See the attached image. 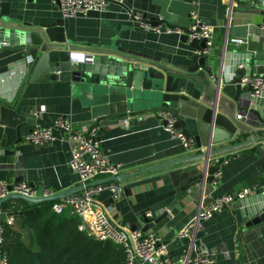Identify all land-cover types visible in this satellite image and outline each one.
<instances>
[{"label": "crops", "instance_id": "1", "mask_svg": "<svg viewBox=\"0 0 264 264\" xmlns=\"http://www.w3.org/2000/svg\"><path fill=\"white\" fill-rule=\"evenodd\" d=\"M125 2L130 7L113 3L103 13L90 12L70 18L72 39L85 48L116 44L131 51L168 60L170 66L190 65L195 49L182 35L148 32L129 20V8L141 10L149 18L159 17L161 8L157 3L153 0ZM227 3V0H200L196 3L200 19L216 27L214 55H220L225 46L227 21L224 9ZM12 15L25 22L41 20L46 15L52 20L63 17L57 0H12ZM12 60L0 54V100L18 101L20 106L32 108L34 112L44 108L41 118L48 123L55 116L63 115L70 117L77 127L96 125L81 95L72 91L70 82H27L21 73L9 70ZM199 72H204V68H200ZM249 98V106L235 111L241 121L252 129L243 132L240 140L264 135V125L250 113L254 106L262 110L264 118V99ZM153 116L145 115V120L134 116L130 120V127L125 126V119L98 124L97 137L103 151L112 161L123 163V173L131 174L199 154L200 151L185 149L182 142L172 137ZM33 128L27 126L22 140L12 146L6 145L5 135L0 140V179L21 178L20 181L30 182L37 189L43 187L57 193L81 186L79 174L70 165V144L63 138L62 132L55 130L56 139L53 142L38 145L24 140ZM230 142L215 147L227 146ZM253 145L222 154L229 162L221 166L220 178L206 184L203 199L205 206L216 197L230 192L249 187L264 188V141L255 143V149ZM174 169L167 167L137 174L121 182V198L115 199L110 192L105 191L97 199L114 223L128 229L133 228L130 224L134 223L141 230L144 226L142 216L147 215L154 222L166 214L149 230L163 235L173 264H185L193 248V254L201 249L214 252L216 264H264V222L248 227L249 223L236 202L223 208L211 219L201 222L194 247L190 248L191 239L179 237L181 228L197 213L203 191L201 183L185 189L187 181L180 182L172 178Z\"/></svg>", "mask_w": 264, "mask_h": 264}, {"label": "water", "instance_id": "2", "mask_svg": "<svg viewBox=\"0 0 264 264\" xmlns=\"http://www.w3.org/2000/svg\"><path fill=\"white\" fill-rule=\"evenodd\" d=\"M198 1L153 0L161 8L159 13L164 21L180 25L187 31L191 25V11L197 9ZM227 1L224 13L229 41L225 48L220 55L194 52L188 66H170L168 60L116 44L100 48L79 46L71 37L69 19L57 17L52 20L46 15L44 19L25 22L12 15V0L0 1V54L14 59L9 70L21 73L27 82H70L72 91L81 95L96 125L138 115H154L159 119L157 113L168 112L177 116V126L189 137L193 136L199 147H211L212 155H222L251 144L255 149V143L264 141V135L240 140L243 132L252 129L235 111L251 104L248 95L251 86L244 84L243 79L246 76L264 79V0ZM57 2L60 6V0ZM124 6L130 7L126 2ZM159 17L151 16L147 20L156 24ZM182 37L187 40L186 35ZM230 38H240L244 42L235 44ZM191 45L195 50L204 49L206 41L194 40ZM80 51L85 52L84 61L72 59V53ZM200 68H204V72H199ZM261 111L254 106L250 109L251 115L264 125ZM38 112L40 108L34 112L32 108L20 106L18 101L0 100V140L5 135L6 145L12 146L22 140L27 126H50L51 123L36 114ZM229 141L227 146L215 147ZM207 159L208 154L201 151L192 157L135 173L122 172L100 178L87 186L109 181L125 182L137 174L175 167L172 178L187 181L185 189H188L201 183L206 173V184L216 179L220 165L208 166ZM83 189L81 185L44 197L43 187H39L37 197L10 194L0 200V208L10 199L31 203L56 201ZM236 204L249 223L248 227L264 222V188H257L255 194L236 201ZM163 215L154 222L147 215L142 216L144 226L141 230L147 232L154 228ZM130 225L133 227L130 230H137L136 224Z\"/></svg>", "mask_w": 264, "mask_h": 264}, {"label": "built area", "instance_id": "3", "mask_svg": "<svg viewBox=\"0 0 264 264\" xmlns=\"http://www.w3.org/2000/svg\"><path fill=\"white\" fill-rule=\"evenodd\" d=\"M113 3L124 6L125 0H60V11L64 18L70 19L86 15L90 12H105ZM129 20L148 32L155 33H176L179 35H186L187 40L192 42L194 40L206 41L204 49L195 50L197 55H208L213 53L216 39L215 26L204 23L197 12V9L191 11V25L188 31L180 26L174 25L164 21L163 17L158 18V23L149 22L146 14L141 10L128 9ZM264 29V26H263ZM225 46L228 37H225ZM235 44L244 42L240 38H230ZM224 46V48H225ZM85 52H73L72 59L84 61ZM216 79L215 75H211ZM244 84H250L251 90L249 95L253 99H264V79L246 76L243 79ZM44 108H40V112L36 113L41 116ZM159 121L169 134L179 139L184 148L188 151H202L208 154V166L220 165L219 170L216 171L215 177L222 176L221 166L227 164L229 159L222 155H212L210 153L211 147H199L197 140L191 136L186 135L185 131L177 126L178 118L168 112H159ZM140 120H145L143 115H138ZM128 117L124 120L126 127H130V120ZM240 118V117H239ZM55 130L62 132L63 138L69 142L72 152L70 165L80 176V183L84 189L73 195L56 200L53 205V210L57 214L68 212L80 218L79 229L89 233L98 240H111L120 245L125 250V260L121 264H173L170 256L169 248L162 234L154 231L144 232L137 229L132 231L125 226L114 223L110 216L104 210V207L98 201V196L102 192H110L112 197L121 198L123 193V185L121 182L109 181L96 185H88L89 183L108 176H117L123 172V163L114 162L102 149L101 142L98 139V125L91 127L83 126L77 127L70 117L58 115L51 120L50 126H35L29 131L24 140L38 145H45L53 142L56 139ZM211 154V155H210ZM207 173L204 175L201 182L203 197L197 208V213L190 219L179 233L180 238L191 239L194 247L197 232L203 220L211 219L223 208L231 206L236 201L246 199L249 195L257 191L256 187L244 188L237 192H230L229 194L216 197L212 203L205 206L204 190L206 187ZM214 180V182L216 181ZM43 196L50 197L57 192L54 190L43 188ZM38 189L27 181L9 180L7 178L0 179V200L10 194H21L27 197H37ZM14 214H3L0 208V264H9L10 255L6 249L5 243V223L14 224ZM195 248L191 249L185 264H214V252L209 250H199L194 252Z\"/></svg>", "mask_w": 264, "mask_h": 264}, {"label": "trees", "instance_id": "4", "mask_svg": "<svg viewBox=\"0 0 264 264\" xmlns=\"http://www.w3.org/2000/svg\"><path fill=\"white\" fill-rule=\"evenodd\" d=\"M55 202L10 199L2 204L4 215H15L14 224L5 223L9 264H121L125 260L120 245L80 230V218L57 214Z\"/></svg>", "mask_w": 264, "mask_h": 264}]
</instances>
